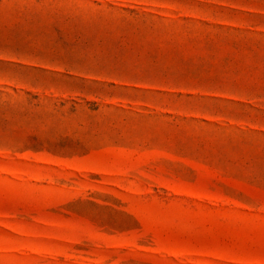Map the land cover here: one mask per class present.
Masks as SVG:
<instances>
[{
    "label": "rangeland",
    "instance_id": "374dc122",
    "mask_svg": "<svg viewBox=\"0 0 264 264\" xmlns=\"http://www.w3.org/2000/svg\"><path fill=\"white\" fill-rule=\"evenodd\" d=\"M0 264H264V0H0Z\"/></svg>",
    "mask_w": 264,
    "mask_h": 264
}]
</instances>
